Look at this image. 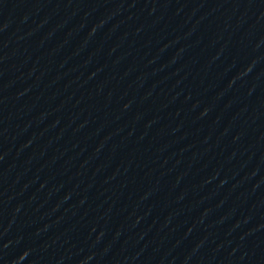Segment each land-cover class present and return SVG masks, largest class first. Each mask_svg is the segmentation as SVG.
Returning <instances> with one entry per match:
<instances>
[{
  "label": "water",
  "instance_id": "obj_1",
  "mask_svg": "<svg viewBox=\"0 0 264 264\" xmlns=\"http://www.w3.org/2000/svg\"><path fill=\"white\" fill-rule=\"evenodd\" d=\"M0 264H264V0H0Z\"/></svg>",
  "mask_w": 264,
  "mask_h": 264
}]
</instances>
